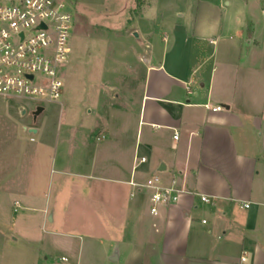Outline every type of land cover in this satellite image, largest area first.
Listing matches in <instances>:
<instances>
[{
    "label": "crops",
    "instance_id": "1",
    "mask_svg": "<svg viewBox=\"0 0 264 264\" xmlns=\"http://www.w3.org/2000/svg\"><path fill=\"white\" fill-rule=\"evenodd\" d=\"M204 4L179 13L180 20L169 29L171 36L163 37L164 46L147 43L141 57L147 68L137 136L125 127L127 114L136 110L130 105L103 109L107 120L118 119L110 124L101 120L104 128L98 139L94 127L79 129L72 123L50 139L45 121L36 127L45 107L33 125L8 129L11 133L0 142V264H86L83 242L76 247L65 240L68 250L57 260L51 245L43 241L47 222L55 220L56 209L50 212L49 206L53 199L56 205L57 196L62 205L67 192L63 183L56 193L51 173L57 163L56 147L62 144L66 162L68 154L75 158V150L88 154L91 167L73 174L111 183L88 184V189L108 193L114 206H131L132 198L143 190L131 182L141 183L152 173L161 172L164 186L180 182L179 188L187 191L177 203L159 207L157 215L163 211L165 224L157 230L163 235L158 241L147 240L136 252L131 249L130 255L138 254L130 256L139 260L135 264H264V73H232L235 56L241 57L247 48L240 41L231 44L225 36L228 11L216 2ZM246 40L247 46L257 41L253 36ZM211 62L224 69L217 73ZM132 74L134 79L136 73ZM107 89L120 90L116 85ZM217 105L223 109L213 111ZM93 113L91 109L89 114ZM109 149L118 160L99 163ZM30 168V180L37 187L24 178ZM200 208L212 219L206 229L190 221ZM116 249L118 261L110 259L114 252L106 258L121 264V244ZM245 252L247 259L242 261Z\"/></svg>",
    "mask_w": 264,
    "mask_h": 264
},
{
    "label": "rangeland",
    "instance_id": "2",
    "mask_svg": "<svg viewBox=\"0 0 264 264\" xmlns=\"http://www.w3.org/2000/svg\"><path fill=\"white\" fill-rule=\"evenodd\" d=\"M209 1L216 2L228 11L229 31L225 36L230 38L229 42L235 44L240 41L243 48H247L246 52H249V56H245L246 52L241 57L235 56L232 73H264V0H74L70 4L73 20L67 44L69 57L61 73V98L56 102H35L0 96V142L11 133L9 131L17 129L19 124L33 125L32 111L38 103L45 107V111L39 116L36 127L45 121L46 129L52 137L50 139L56 138L65 127L69 129L71 123L79 129L94 127V139H98L104 128L103 123L110 124L118 119L112 116L107 120L109 116L106 111L104 115L103 109L112 105L124 108L135 106L136 110H130L127 114L129 122L125 127L137 136L138 114L147 68L141 57L147 43L164 46L163 37L166 33L171 36L169 29L180 20L179 13L191 6H204ZM200 2L204 3L201 5ZM135 32L139 33V38L134 36ZM252 36L257 41L247 46L249 40L246 39ZM212 47L210 45L207 49L210 48L211 52ZM211 64L215 66L217 73L224 69L219 63ZM132 73H136L134 79ZM112 85L118 86L120 90L115 92L107 89ZM23 108L26 109L24 116L20 114ZM91 109L94 112L92 115L89 114ZM101 120L103 123H100ZM144 133L143 130L142 134ZM108 141L105 139L104 142ZM62 145L56 147L57 163L51 173L55 179L53 189H56V193L58 194L63 183L67 192L62 196V205L58 204L57 196L56 205L53 199V205L49 206L50 212L56 209V214L54 222L48 221L42 232L45 245H51L55 258L59 260L68 250L65 240H72L76 247L83 242L86 264H115L106 257L109 253L112 255L117 244H121V264L139 262L130 257L133 256L129 254L131 249L134 248L136 252L147 240L158 241L163 232L159 233L157 229L163 230L165 224L162 221L163 211L159 215L151 213L152 190L143 188L141 193L132 198L131 206L129 203L122 207L114 206L108 193L88 189V184L111 183L95 180L94 177L87 180L73 174L88 171L92 162L88 154H79L75 150V158L71 159L68 154L65 156L68 159L66 162ZM101 160L111 165L118 157L109 149L107 156L98 162ZM27 165L30 166L26 163ZM64 167L69 173H60V170H65ZM97 168L101 169L98 164ZM160 174L161 172L156 176L161 179ZM105 175L109 176L108 173L103 176ZM152 176H155L154 173L144 176L141 183L145 184ZM32 177L30 168L24 178L27 183H31L29 185L33 186L34 183L33 187L39 186L35 180H30ZM175 186L182 189L179 188L180 182ZM48 193L51 196V190ZM48 193L46 192V199L49 197ZM190 221H193L195 227L206 229L212 219L207 209L200 208L192 213ZM34 228L32 231L36 233V226ZM136 255L138 254L133 257Z\"/></svg>",
    "mask_w": 264,
    "mask_h": 264
},
{
    "label": "built area",
    "instance_id": "3",
    "mask_svg": "<svg viewBox=\"0 0 264 264\" xmlns=\"http://www.w3.org/2000/svg\"><path fill=\"white\" fill-rule=\"evenodd\" d=\"M73 2L0 0V96L35 102H56L61 98V73L69 57L67 44L72 30L70 4ZM38 106L42 105L38 103ZM222 109L220 105L212 107L213 111ZM144 161L146 158H141V162ZM131 184L152 190L151 213L154 215L158 214L160 206L177 203L187 192L164 186L156 175L145 184L134 181ZM202 200L209 201L205 196ZM246 259L245 252L242 261Z\"/></svg>",
    "mask_w": 264,
    "mask_h": 264
},
{
    "label": "water",
    "instance_id": "4",
    "mask_svg": "<svg viewBox=\"0 0 264 264\" xmlns=\"http://www.w3.org/2000/svg\"><path fill=\"white\" fill-rule=\"evenodd\" d=\"M136 36H138V33H136L135 34ZM44 111V107L43 106H38L34 111H33V118H34V120H37V117L42 113ZM26 114V109H22L21 110V115H25ZM26 130H28L27 129V127H26ZM30 133H32V132H36V129H29L28 130ZM165 168V167H164ZM110 259L112 260V261H118V259H119V253H118V251H117V249L114 251V253H113V255L110 257Z\"/></svg>",
    "mask_w": 264,
    "mask_h": 264
}]
</instances>
